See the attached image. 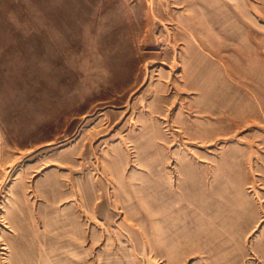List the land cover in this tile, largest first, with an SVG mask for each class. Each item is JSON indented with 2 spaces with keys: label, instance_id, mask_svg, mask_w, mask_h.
Instances as JSON below:
<instances>
[{
  "label": "rangeland",
  "instance_id": "obj_1",
  "mask_svg": "<svg viewBox=\"0 0 264 264\" xmlns=\"http://www.w3.org/2000/svg\"><path fill=\"white\" fill-rule=\"evenodd\" d=\"M0 264H264V0H0Z\"/></svg>",
  "mask_w": 264,
  "mask_h": 264
},
{
  "label": "built area",
  "instance_id": "obj_2",
  "mask_svg": "<svg viewBox=\"0 0 264 264\" xmlns=\"http://www.w3.org/2000/svg\"><path fill=\"white\" fill-rule=\"evenodd\" d=\"M2 150H3V133L0 127V156L2 154Z\"/></svg>",
  "mask_w": 264,
  "mask_h": 264
}]
</instances>
